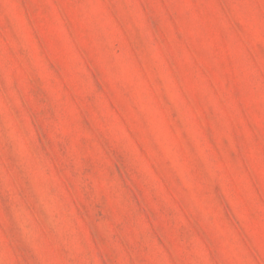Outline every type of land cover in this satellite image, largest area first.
<instances>
[{
	"label": "rangeland",
	"instance_id": "obj_1",
	"mask_svg": "<svg viewBox=\"0 0 264 264\" xmlns=\"http://www.w3.org/2000/svg\"><path fill=\"white\" fill-rule=\"evenodd\" d=\"M0 264H264V0H0Z\"/></svg>",
	"mask_w": 264,
	"mask_h": 264
}]
</instances>
